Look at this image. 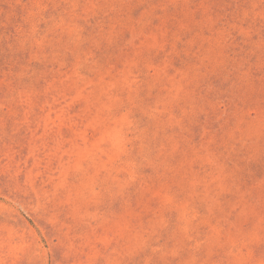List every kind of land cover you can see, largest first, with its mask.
<instances>
[{"label": "rangeland", "instance_id": "1", "mask_svg": "<svg viewBox=\"0 0 264 264\" xmlns=\"http://www.w3.org/2000/svg\"><path fill=\"white\" fill-rule=\"evenodd\" d=\"M0 264H264V0H0Z\"/></svg>", "mask_w": 264, "mask_h": 264}]
</instances>
